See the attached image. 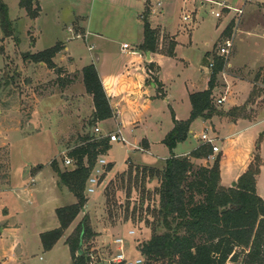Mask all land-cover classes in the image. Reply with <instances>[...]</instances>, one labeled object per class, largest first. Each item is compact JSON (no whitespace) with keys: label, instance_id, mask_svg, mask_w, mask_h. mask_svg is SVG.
<instances>
[{"label":"rangeland","instance_id":"374dc122","mask_svg":"<svg viewBox=\"0 0 264 264\" xmlns=\"http://www.w3.org/2000/svg\"><path fill=\"white\" fill-rule=\"evenodd\" d=\"M40 1L42 4L40 16L37 17L38 19H32L19 7L17 0H6L13 27V36L3 38L0 28V144L5 142L4 146L0 148V190L7 189L10 159L13 185L20 182L23 171L27 173L33 166L39 168V165L48 167L44 176L49 180L50 161L57 152L59 155L55 159L60 170L73 169V165L66 166L65 164L64 156L66 153L74 148L88 133L96 134L99 137L94 132L96 126H89L92 117V102L86 95L81 81L76 80V84L65 91L64 82L62 83L59 78L52 79L45 65L41 66L30 60H24V55L27 52L43 51L54 46L58 41L67 44L66 40L73 36L68 28L75 21V16H86L90 20L93 30H103L114 35L122 32L126 35L134 34L137 30L135 26L137 14L134 15L133 12L144 13L149 7V20L151 17H155V22L158 13L162 10L164 13L162 12V17L158 21L162 24L176 26L180 23L181 8L186 5L184 0H162L163 6L159 10L155 7V0H151V3L146 0ZM256 1L264 3V0ZM219 3L226 4L228 8V10L222 11L221 18L227 16L229 10L236 11L228 23L230 29L224 35L234 37V47L229 57V63L232 62L235 66L247 64L254 68L246 67L247 69H245L243 67L234 68V70L227 67L226 71H236L240 76L251 80L253 86L251 82L247 81L236 82L231 87L229 100L220 105L217 100L221 99L220 95H223L227 90L226 81L220 73L217 84L219 86L225 85V88L220 87L215 92V105L219 109L227 111L234 108L232 102L242 104L246 100L242 105L246 108L244 112L246 117L230 119L227 116L216 115L205 120L206 123H203L204 120L199 118L194 121L192 129L200 135L204 128H207L211 137L220 140L218 145L227 157L223 165V176L225 183L229 186L234 183L233 178L241 170L242 161L248 155V151L253 152L252 156L259 155L262 165L257 176V193L264 200V85L260 81L258 83L253 81L257 74L264 75V68H259L264 63V7L256 3L255 0H250L247 3H244V0H211V2L206 1L204 9L198 12L199 15L205 18L209 16L215 21L214 16L210 14L211 11L220 9ZM250 4L251 6H249ZM124 7L128 10H122ZM186 11L190 13L188 9ZM158 21L154 30L157 31V51L164 52L165 56V59L162 60L163 78L161 77V79H164L167 94L163 95L162 91L156 89L158 97L151 108L141 115L140 127L139 130L137 129L139 133L146 132V135L152 139L153 147L151 153H146L126 146L122 141L114 144L112 148L110 146L107 159L114 163L116 171L121 170L125 161H128L123 170L111 174L110 164L104 167L105 173L100 179V188L103 189L105 197L104 209L95 213L93 221L90 222L93 232L94 229L101 231L104 229L105 232L102 234V239L96 243L91 242L97 236L95 232L94 237L84 242L83 250L89 258L88 264H114L113 259L119 252V245L114 243L116 238L124 239L123 250L128 260H143L139 256L140 253L137 254L138 246L150 239L152 226L158 233L164 231L160 223L154 222L152 225L154 220L151 213L158 207V179L148 177L142 181L141 176H137L135 171V167L141 166L133 164L132 161H129V157L139 162L153 164L157 168L163 166L162 157H169L170 154L163 140L172 130L173 115L177 114L181 120L190 117L189 91L198 92L207 88L209 71L211 70L208 66L210 58L218 57L217 49L223 37L216 42L208 63L205 60L201 62L199 59L202 50L209 48L204 47L202 43L206 40L211 41L217 34L212 29V24H202L196 32L201 51L196 50L187 53L189 56L186 57L190 64L169 59L174 57L166 54L172 40L170 36L163 34L162 26L158 24ZM223 23L222 21L221 24L223 25ZM180 41L186 42V37L180 36ZM79 45L78 47L75 46L77 49L79 48V54L88 55L84 44L83 46ZM236 49L238 53L231 61ZM180 52H183L182 49ZM157 70L155 64V68L152 70L154 78H157ZM63 79L68 80L67 77ZM192 89L194 91H191ZM253 90L255 91L254 100L247 102ZM35 115H37L38 120L35 119ZM110 123L115 126L114 120ZM49 124H52L53 127L57 126L61 131L58 134H53L55 139L59 138L58 146L60 147H56L53 137L48 133L35 132L40 125ZM213 124L215 129H213ZM250 126L251 128H249ZM130 129H126L125 133L133 141L135 134L130 133ZM16 130H19L20 133ZM109 134L112 133L108 132ZM184 142L179 149L184 150L193 146L195 141L191 137ZM102 158L107 161L104 156ZM195 165L211 166L213 164L202 161ZM130 172L132 175H129ZM100 188H96L94 193L88 194L90 202L93 201L89 204L91 210L94 206L96 210L102 207L94 202L95 199L97 200L102 196ZM0 192L2 193V191ZM1 193L0 199L3 197ZM51 197V202L60 200L59 194H54ZM72 200L75 201L74 198ZM59 202L64 204L67 201ZM42 206H44V201L39 199V203L36 204V213L33 215L34 218H45L41 211ZM31 207L34 208V206ZM38 210L39 212H37ZM20 220L24 230L33 229L34 221H29L28 216H22ZM146 221L150 224L148 225ZM130 231L134 232L131 236H129ZM30 239L24 245L22 263L70 264V252L66 247L59 246L60 248L49 259L48 251L47 253L42 252L38 248V241L33 238ZM9 264H21V262H9Z\"/></svg>","mask_w":264,"mask_h":264},{"label":"trees","instance_id":"16d2710c","mask_svg":"<svg viewBox=\"0 0 264 264\" xmlns=\"http://www.w3.org/2000/svg\"><path fill=\"white\" fill-rule=\"evenodd\" d=\"M19 7L32 19L39 16L37 0H20ZM149 15L148 7L142 15L144 41L141 49L156 52L157 31L151 27ZM0 28L3 38L13 36L9 9L4 0H0ZM229 29L230 26L224 33ZM63 48L62 43H57L37 53H26L24 60L43 63L61 80L60 76L64 71L55 64L54 58ZM166 54L174 56L173 43L168 46ZM211 56V53H207L205 58ZM214 63L208 88L189 95L190 117L179 121L173 115L174 127L163 140L170 152L165 167L161 170L146 166L135 167L137 176L140 175L142 181L148 177L158 179V207L151 213L154 220L152 225L158 222L164 229L158 233L152 226L150 239L138 246L143 264H264V200L257 193V176L262 165L260 156H253L247 170L238 178L234 187H224L220 178L221 155L216 156L211 166H196L192 162V159H208L212 156L210 145H200L189 156L177 157L174 154L177 145L187 140L191 124L195 120H209L216 115L230 119L246 117L245 106L234 107L225 112L215 105L214 90L218 85V75L224 70L225 60L214 57ZM154 68L153 63L147 66L150 72ZM82 76L85 91L92 97L94 106L89 126L113 118L114 111L95 65L84 67ZM263 78L264 75L257 74L255 80L261 79L264 84ZM151 79L161 91L158 79L153 76ZM254 96L253 90L247 102H253ZM109 149L108 137L88 133L64 156L73 161V169L61 171L56 159L51 162L50 166L59 179L58 187L67 188L75 197L76 203L56 210L59 227L40 235L44 251H50L83 212L88 202L87 181L99 158ZM109 167L112 168L111 165ZM146 223L150 224L148 221ZM94 236L90 219L86 215L66 240L72 264L89 263L83 244Z\"/></svg>","mask_w":264,"mask_h":264},{"label":"crops","instance_id":"0c3cea01","mask_svg":"<svg viewBox=\"0 0 264 264\" xmlns=\"http://www.w3.org/2000/svg\"><path fill=\"white\" fill-rule=\"evenodd\" d=\"M17 1L19 4L20 0H17ZM206 1H209V0H206ZM206 1L188 0L186 5H184L181 8L180 23L176 26L168 25L166 23L162 24L158 20L160 17H162V14L164 13V11L161 10V12L158 13V16L156 19L158 21V24L162 26L163 34H167L168 36H170L172 40L171 42L174 44V57L169 58V59L174 60V61L178 60L185 64H190L189 60L186 57V56H189L187 53L196 51V50L201 51L199 47L200 42L196 38V34H197L196 32L200 29L202 24L204 25L212 24V29L215 32H217V34L215 38H212L211 41L206 40L202 43L204 47H209V48L202 50L201 54L199 55V59L201 62L205 60L208 63L209 58L207 59L205 58L206 54L211 53L213 51V48L216 42L220 38L222 39V37L223 38L226 37L224 36L225 35L224 32L226 28L229 26L228 23L232 18V14L236 11L229 10L227 11V16H225L224 18H220V19H217L214 17L216 20L213 21L211 18H209V16L205 18L199 15L198 13L199 11L204 9V6L206 5ZM249 1L250 0H244V3L245 2L247 3ZM4 2L6 3V0H4ZM255 2L264 7L263 2H259L256 0ZM37 3L41 11L42 10L41 1L37 0ZM249 6H251V4ZM184 7L185 9H188V11H190V14L193 19L192 22H187V21L182 20V10ZM122 10H128V9L124 7L122 8ZM24 12L26 13L25 10ZM133 14L134 15L137 14V17L135 19V26L137 30L136 32H134V34H126V35H124L122 32L121 33L119 32L117 35H114V34L105 32L103 30H98V29L93 30L91 26V22L86 16H81V15L75 16L76 18L75 21H73L72 25L69 26L68 28V31L73 36L71 39L66 40L67 44L62 41L57 42V43H62L64 48L54 58V62L58 67L62 68L64 71L62 75L60 76L61 77L60 79L62 80V83L64 82L63 88L65 89V91H68V89L72 88L76 84L75 82L76 80L81 81L82 86L85 90V87L83 84L82 70L84 67L88 65H91V64L95 65L99 78L102 81L105 91L107 93V96L109 98V103L111 105V108L114 111L113 118L105 120V121H100L95 124L96 127L100 128L101 134L99 136L105 137L106 135H108V132H111V133L119 132L121 137L124 139L123 143L126 146H130L134 148L135 150H138L141 152L151 153V150L153 147L152 139L146 135V132L142 131L141 133H139L137 129L139 130V127H140L139 119L141 115L147 112L151 108V105L154 103V101H156L158 97V93L156 90L157 87L152 82V79H151L152 72L148 71L147 69V66L149 64L151 63L156 64L157 69H158L156 76L158 78V81L161 84L160 90L162 91L163 95L167 94L166 88L164 86V79H161L162 60L165 59V56L163 54L164 52H158V51L145 52L141 49V46L144 41V29H143V22H142L143 13L133 12ZM210 15L213 16L212 11ZM39 16H40V12H39ZM154 20H155V17H151V19L149 20L151 23V27L153 29L156 27L155 24L157 23V21L154 22ZM222 21L224 22L223 25L221 24ZM187 28H190V30H187ZM180 36L186 37V42L184 43L181 42ZM73 44H76L77 47L80 46L79 44H81L82 46L84 44L88 52V55L86 56L80 55L79 48L77 49L75 47L76 45H73ZM125 44L128 45L126 49L123 48V45ZM181 49L183 51L182 52L183 54L180 52ZM27 53H31V52H27ZM237 53L238 52L236 49L235 55L232 57L231 61L236 57ZM36 64H40L41 66L42 65L44 66L43 63H36ZM263 65L264 63L260 65L259 68L261 67L264 68ZM227 67H231L233 69L234 68L238 69V68H243V67L245 69H247L248 67L251 68L247 64L235 66L232 62H230ZM226 68L224 72H222L221 77L223 76L222 78H224L226 81L227 90L225 91L223 95H220L221 98H224L223 102L220 105L225 104V102L229 100V94L231 92V87L236 82L247 81V82H251V84L253 83L251 80L245 79L244 77L240 76V74H237L236 71L227 72ZM251 69H254V68H251ZM47 70L52 79L58 78V75L53 70H50V69H47ZM209 72L211 73V70ZM68 76H71V77H68ZM65 77H67L68 80L63 79ZM209 78H210V75L208 77V82H209ZM253 81L254 83L256 82L258 83L259 81L261 82L262 80L260 79L256 81L254 79ZM208 82H207V88H208ZM220 87L225 88V85H220V86L217 85V87L214 90V96L216 95L215 92ZM207 88H205L204 90H206ZM204 90L202 89V90H199L198 92L204 91ZM191 91H194V90L192 89ZM191 93H195V91L194 92L189 91V95ZM86 95L89 96L92 102V114H93L94 106H93L92 97L88 95L87 93ZM245 102L246 100L242 104L232 102L233 103L232 107H241ZM227 111H229V109ZM190 113H191V110H190ZM175 117H176V120L181 121V119L179 118L177 114H175ZM35 119L38 120L37 115H35ZM112 120L115 121V126L111 125L110 122ZM194 123L195 122L191 124L190 131H189L188 138H187L189 139L192 137V139L195 141L194 145L184 150H181L179 149V147L182 146L181 144L185 142L179 143L177 147L174 149V154L177 157L189 156L193 150H195L196 148H198L200 145L203 144V142L201 141L202 134L205 132L209 133L208 129L204 128V130L201 132L200 135L196 134L192 129ZM203 123H206V121L204 120ZM173 127H174V124H173ZM128 128H131L129 130L130 133L135 134V138L133 141H131L130 138H128L125 133V130ZM249 128H251V126ZM213 129H215L214 124H213ZM16 131H19V130H16ZM35 132L48 133L51 137H53V134H58L61 131L58 129L57 126L53 127L52 124H49L46 126L40 125L39 128H37ZM52 139L56 147H60L58 146L59 138L55 139L53 137ZM219 141L220 140L216 138L215 143H214L215 146H217V148L219 149L217 153H214L208 159H192V162L196 164L198 162L204 161L208 164H213L215 157L218 155H221V162H220L221 164V167H220L221 185L224 187H232V186L227 185L224 180L223 165L225 161L227 160L226 159L227 157L221 151V148L218 145ZM116 143L118 142L110 143L111 148ZM4 144L5 142H2L0 144V148H2ZM58 155H59V152H57L55 157L51 159L50 164L53 160H55V158L58 157ZM252 155H253V152L249 150L248 155L242 161L241 170L237 174H235L233 178L234 182H237L238 178L247 170L248 165L253 160ZM104 157L107 159L108 153L105 154ZM169 157H170V154H169ZM169 157L167 156L162 157L164 164L161 168L154 167L153 164L139 162L133 159L132 157H129L130 159L129 161H132V163L137 166L153 167V168L161 170L165 167V161ZM127 161H125V164L121 170L125 168ZM107 163L112 166L110 174L112 172L121 171V170L116 171L114 169V163H112L111 161H108ZM39 167L41 168H35L33 166L27 173L23 171L20 177V182H18L17 185H13L12 163L10 159L9 174H8L7 184H6L7 189L0 190L2 191V193L1 192L0 193L3 196L2 199H0V259H1L0 264H9V262L14 263L18 261L21 262V264H25V263H22L23 249H24L25 243L31 240L30 238H33L36 241H38L39 243L38 248H40L39 250L47 253V251H44L43 249L40 235L44 232L51 231L59 227V221L56 215V210L58 208L69 206V205L76 203L75 197L72 195V193L67 188L58 187L59 179L56 173L54 172V170L51 168V166H50V179L49 180H47V178L44 176V173L48 167L43 166V165H39ZM97 188H100V185ZM100 189H101L102 196L99 197L97 200L95 199L94 202L98 203L99 206L101 205L102 206L101 209L96 210L95 206L93 207L92 210L89 208L90 207L89 204L93 201L90 202V198L88 197V194H92V193H86L88 202L83 212H81L78 215V217L73 221V223L65 231L63 237L57 242V244L50 251H48L49 259L51 258L50 256H52L53 253H55L56 250L60 248L59 246H63V248L66 247L67 250H69L70 252L69 246L66 244V240L74 232V230L76 229V227L81 222L84 216L86 215L89 216L90 221H93V216L95 215V213L103 211L104 205H105V197L103 195V189L102 188ZM257 192H258V189H257ZM54 194H59L60 200L51 202L52 199L50 198H52L51 196H53ZM72 198L75 199L74 202ZM39 199H43L44 201V206H42L41 211L45 218L39 217L37 218L38 219L37 220L36 217L34 218L33 215L36 213V210H35L36 204L39 203ZM68 199L71 202L70 201L68 202ZM59 201H67V202H64L63 204ZM29 205L34 206V208H32ZM37 212H39V210ZM22 216H28L29 221L30 220L34 221L33 229L32 228L25 229V230L23 229V223L20 220ZM93 229H94V226H93ZM94 232L97 234V236L94 238L93 241H91L92 243H96L98 242V240L102 239L103 237L102 234H104L105 230L103 229V231H101V230L94 229ZM129 236L131 235L129 234ZM137 254H139V252ZM40 258L42 259V257ZM70 260H71L70 264H72L71 253H70Z\"/></svg>","mask_w":264,"mask_h":264},{"label":"built area","instance_id":"2783aa9c","mask_svg":"<svg viewBox=\"0 0 264 264\" xmlns=\"http://www.w3.org/2000/svg\"><path fill=\"white\" fill-rule=\"evenodd\" d=\"M147 2L151 3V0H146ZM185 3H187L188 0H184ZM205 1V0H203ZM210 1V0H209ZM156 4L155 7L159 8V10L162 9L163 6V2L162 0H155ZM211 2V1H210ZM219 10H215L212 11V15L217 18L220 19L222 17V11L224 9L228 10L227 5L224 3H219ZM182 20L183 21H187V22H192V16L190 13H188L186 11V9L183 8L182 10ZM128 45L125 44L123 45V48H127ZM234 47V37H224L221 41V43L219 44V47L217 49V55L218 57L224 58L225 60V68L229 65V57L231 56L232 50ZM210 62H209V68L212 69L214 67V57L210 58ZM223 70V72H224ZM224 98L218 99L217 103L221 104L223 102ZM94 132L97 133L98 135L101 134L100 128L95 127L94 128ZM104 137V136H101ZM105 137H108L110 143L112 142H124V139L121 137L119 132H114L112 134L106 135ZM201 140L203 142V144H208L212 147V151L213 153H217L219 151V149L217 148V146H215V140L216 138L214 137H210L208 132H205L202 134L201 136ZM65 164L66 166L69 165H73V161L69 158H65ZM108 163L107 161L100 157L98 160V163L96 165V167L93 169L88 181H87V186H86V193H93L95 192V189L100 185V179L102 177V175L105 173L104 167L107 166ZM134 232L130 231L129 234H133ZM114 243L119 245V252L115 255L113 262L115 264H143V260L142 259H136L134 261H130L126 258V254L123 250L124 248V239L122 238H116L114 240Z\"/></svg>","mask_w":264,"mask_h":264},{"label":"water","instance_id":"95a60500","mask_svg":"<svg viewBox=\"0 0 264 264\" xmlns=\"http://www.w3.org/2000/svg\"><path fill=\"white\" fill-rule=\"evenodd\" d=\"M235 185H236V182H234V183L232 184V187H234ZM81 245H82V243H81ZM81 245H80V246H81Z\"/></svg>","mask_w":264,"mask_h":264}]
</instances>
